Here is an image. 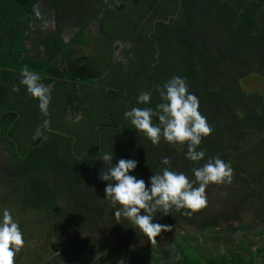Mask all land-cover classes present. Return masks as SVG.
Here are the masks:
<instances>
[{"label":"trees","instance_id":"trees-1","mask_svg":"<svg viewBox=\"0 0 264 264\" xmlns=\"http://www.w3.org/2000/svg\"><path fill=\"white\" fill-rule=\"evenodd\" d=\"M70 5V0H0V139L6 140L11 129L20 153L13 149L16 165L2 179L3 201L11 199L5 209L25 241L15 264H89L88 254L98 246L141 249L151 244L127 220L115 219L116 209L106 200L107 182L99 179L104 169L100 154L112 151L114 165L121 158L137 161L130 174L146 183L165 167L164 156L171 159L172 170L194 179L192 169L199 165L185 158L186 146L181 150L164 140L154 146L123 115L132 107L155 108L160 102L156 89L173 76L187 80L214 130L200 145L205 160L219 156L230 163L234 179L230 185H209L202 210L158 213L153 222L196 234L243 231L247 226L240 223L247 215L264 225V90L244 85L251 76L264 78V0H104V6H93L94 17L104 10L100 20L106 47L118 39L135 49L127 69L111 66L104 56L109 65L100 129L104 134L94 125L81 132L79 125L62 119L74 135L53 133L30 143L26 136L32 131L19 130L23 108L33 106L26 88L22 96L13 90L21 79L10 69H37L22 59L31 34L53 52L62 47L61 29L43 36L39 25L53 9L66 16ZM141 92L151 95L149 105L137 104ZM52 106L49 112L55 110ZM177 250L175 264H264V246L252 249L243 240L233 253L204 258L187 244Z\"/></svg>","mask_w":264,"mask_h":264},{"label":"clouds","instance_id":"clouds-1","mask_svg":"<svg viewBox=\"0 0 264 264\" xmlns=\"http://www.w3.org/2000/svg\"><path fill=\"white\" fill-rule=\"evenodd\" d=\"M21 77V84L38 101L41 114L49 117L51 94L48 86L41 83V77L27 66L21 71ZM156 91L160 102L155 108L132 107L124 112V118L154 146H158L161 140L179 146L181 150L186 146L185 158L199 165L192 169L194 179L172 170L171 159L164 156L161 163L165 167L151 175L146 183L144 179L130 174L137 168V161L121 158L114 165L112 151L100 154L104 169L99 177L107 182L106 200L116 209L115 219L118 222L127 220L152 244L157 243L156 238L161 233L172 231L171 225L153 222L158 213L168 216L173 210H184V215L194 214L207 206L206 189L209 185H230L234 179L230 163L219 156L205 160L206 153L200 150L202 141L211 136L214 130L200 113L199 100L189 91L187 80L173 76ZM150 103L151 95L148 92L139 93L138 105ZM154 119L158 123H154ZM49 125L50 120L46 119L44 127ZM41 136L42 132L37 131L33 139ZM24 245L19 224L10 211L4 209L0 216V264H15V257Z\"/></svg>","mask_w":264,"mask_h":264},{"label":"flooded vegetation","instance_id":"flooded-vegetation-1","mask_svg":"<svg viewBox=\"0 0 264 264\" xmlns=\"http://www.w3.org/2000/svg\"><path fill=\"white\" fill-rule=\"evenodd\" d=\"M70 3L66 16L61 11L56 14L53 9L46 23L39 25L43 36L59 29L62 30L61 48L56 47L53 52L47 43H37L35 34H31L28 43H25L26 52L23 53L22 59H28L31 64H36L37 69L32 71L41 77V83L48 86L51 94L49 108L55 105L52 106L55 110L49 112V117H45L41 114L39 107L36 108L38 101L26 91L30 97L28 101L33 108H23L25 121L23 120L19 134L32 131L30 136H26V141L30 143L35 140L33 139L35 126L38 131L42 132L41 137L43 138H50L53 133L74 135L73 131L67 132L69 130L65 125L68 121L73 125H79V128H76L83 129L81 132L89 131L94 125L99 130V134H102L103 131L100 129H104V78L109 72L105 69L109 65L107 62L104 63V56L109 57L108 61L111 62V66L117 64L124 69L128 68L130 59L135 57L134 44L129 41L117 39L106 47L104 19L100 20L104 18V10L94 17L96 10L93 9V6H102L104 0L103 2L100 0H70ZM80 33L82 37H77ZM51 45L55 46L53 43ZM104 53H109L110 56ZM10 71L11 73L16 72L22 79V70L11 68ZM24 88L26 87L19 83L13 85V90L21 96L24 95ZM19 116L21 114H18ZM46 119L50 120L47 128L43 124ZM23 137L25 136L21 135V141ZM0 143L4 144L2 153L5 159L4 163L0 162V176L10 175L17 162V157L13 156V149L20 154L18 143L11 134V129L8 130L7 139H0ZM20 156L23 158L22 155ZM159 252L162 253L163 250L159 249Z\"/></svg>","mask_w":264,"mask_h":264},{"label":"rangeland","instance_id":"rangeland-1","mask_svg":"<svg viewBox=\"0 0 264 264\" xmlns=\"http://www.w3.org/2000/svg\"><path fill=\"white\" fill-rule=\"evenodd\" d=\"M244 85L247 89L260 88L264 90V78L251 76L244 80ZM3 145L0 143L1 163H4L5 160L2 153ZM2 179L6 181L4 174L0 176V214L11 200L9 198L7 201H3L6 189L4 190ZM220 197L223 199L222 196ZM240 225H245L247 228L233 233L223 230L220 233L211 234H196L195 232H186V229L183 231L172 227L171 232L161 233L157 243H151L141 249H127L116 245L98 246L88 254V262L89 264H175L179 256L177 247L183 244L189 245L202 258L215 255L220 251L233 253L237 248V243L242 240L247 247L252 249L264 246V225L255 224L250 215H247ZM159 249L163 252H159Z\"/></svg>","mask_w":264,"mask_h":264}]
</instances>
